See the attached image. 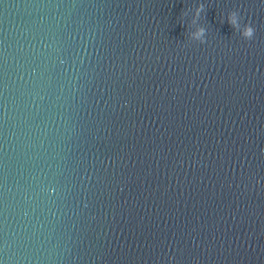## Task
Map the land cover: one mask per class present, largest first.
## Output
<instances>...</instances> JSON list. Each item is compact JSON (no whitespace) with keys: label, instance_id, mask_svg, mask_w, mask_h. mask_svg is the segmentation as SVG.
Instances as JSON below:
<instances>
[{"label":"water","instance_id":"obj_1","mask_svg":"<svg viewBox=\"0 0 264 264\" xmlns=\"http://www.w3.org/2000/svg\"><path fill=\"white\" fill-rule=\"evenodd\" d=\"M0 264H264V0H0Z\"/></svg>","mask_w":264,"mask_h":264},{"label":"clouds","instance_id":"obj_2","mask_svg":"<svg viewBox=\"0 0 264 264\" xmlns=\"http://www.w3.org/2000/svg\"><path fill=\"white\" fill-rule=\"evenodd\" d=\"M202 5L197 9V16L199 15V12L202 10ZM230 22L233 24V26L239 28L240 25L238 23V19L235 13L231 14L230 17ZM205 32L206 29H204L203 27L199 28L195 33H193V38L196 40H199L201 43H204L206 41V37H205ZM254 33H255V29L251 24H245L243 26L241 35L246 38L251 40L254 37Z\"/></svg>","mask_w":264,"mask_h":264}]
</instances>
